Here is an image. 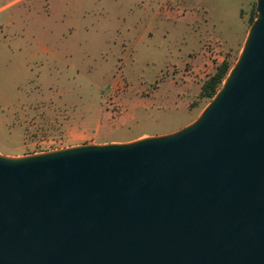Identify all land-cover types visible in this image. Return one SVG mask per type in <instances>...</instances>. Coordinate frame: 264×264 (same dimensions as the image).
<instances>
[{
  "label": "water",
  "instance_id": "obj_1",
  "mask_svg": "<svg viewBox=\"0 0 264 264\" xmlns=\"http://www.w3.org/2000/svg\"><path fill=\"white\" fill-rule=\"evenodd\" d=\"M0 264H264V0L191 121L0 154Z\"/></svg>",
  "mask_w": 264,
  "mask_h": 264
},
{
  "label": "rangeland",
  "instance_id": "obj_2",
  "mask_svg": "<svg viewBox=\"0 0 264 264\" xmlns=\"http://www.w3.org/2000/svg\"><path fill=\"white\" fill-rule=\"evenodd\" d=\"M255 0H0V154L174 130Z\"/></svg>",
  "mask_w": 264,
  "mask_h": 264
},
{
  "label": "trees",
  "instance_id": "obj_3",
  "mask_svg": "<svg viewBox=\"0 0 264 264\" xmlns=\"http://www.w3.org/2000/svg\"><path fill=\"white\" fill-rule=\"evenodd\" d=\"M251 20L252 18L250 21ZM229 67L230 63L226 59H222L215 67V70L201 83L199 94L205 96L209 100L219 86Z\"/></svg>",
  "mask_w": 264,
  "mask_h": 264
}]
</instances>
